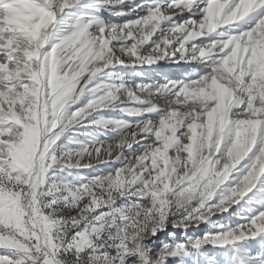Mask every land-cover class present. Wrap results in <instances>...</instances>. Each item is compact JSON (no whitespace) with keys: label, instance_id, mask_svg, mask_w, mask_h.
<instances>
[{"label":"snow or ice","instance_id":"obj_1","mask_svg":"<svg viewBox=\"0 0 264 264\" xmlns=\"http://www.w3.org/2000/svg\"><path fill=\"white\" fill-rule=\"evenodd\" d=\"M125 3L0 0V264H264V0Z\"/></svg>","mask_w":264,"mask_h":264},{"label":"rangeland","instance_id":"obj_2","mask_svg":"<svg viewBox=\"0 0 264 264\" xmlns=\"http://www.w3.org/2000/svg\"><path fill=\"white\" fill-rule=\"evenodd\" d=\"M142 0H126V3L122 5L121 7L124 10H127L129 8H134L137 4H140ZM77 12H84L86 9L79 8L75 9ZM94 15L102 17L106 21H112L116 23H121L124 20H129V19H134L135 18V13L129 16H115L111 15L108 11L105 10H100L99 12L94 13ZM125 58V57H122ZM113 72L120 74L126 81H142L145 83L156 81L163 83L165 82L166 79H182L185 76H188L189 78L195 79L197 75L203 74L206 69L204 68L203 65L198 64L194 61L192 62H179V63H174L170 59H165L162 61H158L156 64L151 65V66H137V67H124V66H117L114 69H112ZM130 74H136L135 76H131ZM101 115L106 116V117H114V118H121V113L118 111L114 110H105ZM123 119L126 120H135L136 118L134 117H128V116H123ZM90 119V118H89ZM88 128H81L80 131H88ZM131 130L128 133V139H131ZM109 135H112L109 133ZM103 138V137H101ZM83 139V137H81ZM114 144L115 141H112ZM135 146V145H134ZM116 152L113 151V157H115ZM87 159V158H86ZM93 162H95V157L92 158ZM87 162V161H85ZM99 167H105L104 165H101ZM92 169H85L83 170L84 175H90L92 174ZM242 204L244 203L243 201L241 202ZM247 205H245V209H247ZM235 210L239 211L240 205L234 206ZM213 221H219L220 223H227V224H233L235 225L237 221L236 215L233 213V210H230L229 213L225 214H218L217 216L212 217ZM209 230H215L212 229L209 224H200L198 227L197 226H192L188 230V235L189 236H200L204 232L209 231ZM168 232H175L176 236L178 239H184V236L182 232L179 229H173L169 225L168 228L165 229L163 233H158V239L153 238L156 240L157 243H159L160 240H165V239H171V237L168 236ZM206 249H202L201 253V261L203 264V261L206 256H211L213 254L216 255L217 260L221 261V264H224V261L227 259V256L230 255V253H227V250L223 249H214L212 246H206ZM258 247V246H257ZM171 264V262H170ZM185 264H191V261H186Z\"/></svg>","mask_w":264,"mask_h":264},{"label":"bare ground","instance_id":"obj_3","mask_svg":"<svg viewBox=\"0 0 264 264\" xmlns=\"http://www.w3.org/2000/svg\"><path fill=\"white\" fill-rule=\"evenodd\" d=\"M131 76L133 75V74H130ZM136 74H134L133 76H135Z\"/></svg>","mask_w":264,"mask_h":264}]
</instances>
